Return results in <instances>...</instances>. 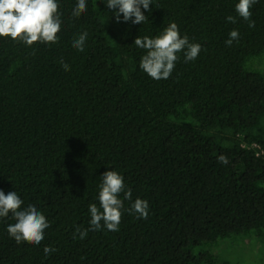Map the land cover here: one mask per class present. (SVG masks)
Returning <instances> with one entry per match:
<instances>
[{
    "label": "trees",
    "instance_id": "1",
    "mask_svg": "<svg viewBox=\"0 0 264 264\" xmlns=\"http://www.w3.org/2000/svg\"><path fill=\"white\" fill-rule=\"evenodd\" d=\"M236 2L156 0L144 24H117L101 0L79 17L75 0H60L57 43L0 37V189L50 222L40 244H18L11 211L0 219V264H226L212 251L226 241L254 235L264 247V155L250 146L264 148V74L246 67L264 56V0L250 9L254 27ZM172 21L201 51L178 53L156 80L133 40ZM232 29L239 39L227 45ZM84 30L78 51L71 41ZM109 169L131 190L124 208L146 199L149 215L125 211L118 231L93 230L88 206H99ZM45 245L56 250L46 256Z\"/></svg>",
    "mask_w": 264,
    "mask_h": 264
},
{
    "label": "clouds",
    "instance_id": "2",
    "mask_svg": "<svg viewBox=\"0 0 264 264\" xmlns=\"http://www.w3.org/2000/svg\"><path fill=\"white\" fill-rule=\"evenodd\" d=\"M104 9L110 13L117 24L131 23L144 24L149 20L146 13L151 12V6L156 0H101ZM257 0H237L236 13L248 21L249 27H254L250 9ZM60 0H0V37H8L18 40L27 46L34 42L43 44H55L59 41L58 33L61 30L63 13L59 10ZM88 0H75L71 9L72 17H79L88 11ZM226 20L232 23L236 18L228 15ZM239 31L232 29L228 33L225 43L231 45L239 39ZM88 37L87 30L81 31L72 41V45L78 51H83ZM133 44L146 50L139 62V67L150 77L156 80L167 79L172 73L175 62L179 59L178 53L183 52L184 59L195 60L201 51L199 42H191L187 35H181L179 26L175 21L169 22L159 35L136 36ZM67 69L69 65L61 61ZM218 161L227 164L228 159L224 154L217 157ZM98 192L99 206L90 203V227L93 230L105 228L109 231H118L121 216L125 211L137 214L139 218H147L149 204L146 199L136 198L128 209L124 208V200H131V190L127 188L124 177L114 169L106 170L102 175ZM123 194V199L121 198ZM24 205V201L16 190L5 194L0 189V219L11 217L14 223L7 225L8 234L19 244L28 241L40 244L44 239L45 229L50 226L49 220L36 204ZM89 229L80 230V239L87 236ZM56 249L44 246L47 256Z\"/></svg>",
    "mask_w": 264,
    "mask_h": 264
},
{
    "label": "rangeland",
    "instance_id": "3",
    "mask_svg": "<svg viewBox=\"0 0 264 264\" xmlns=\"http://www.w3.org/2000/svg\"><path fill=\"white\" fill-rule=\"evenodd\" d=\"M247 69L251 71H259L264 74V56L256 57L246 64ZM252 241L242 239L240 242L226 241L218 247L212 249L215 253H219L226 264H264V247L256 236H252ZM218 264H225L220 259Z\"/></svg>",
    "mask_w": 264,
    "mask_h": 264
},
{
    "label": "built area",
    "instance_id": "4",
    "mask_svg": "<svg viewBox=\"0 0 264 264\" xmlns=\"http://www.w3.org/2000/svg\"><path fill=\"white\" fill-rule=\"evenodd\" d=\"M250 146L257 150V154L258 155H264V148H263V146L260 143L252 142Z\"/></svg>",
    "mask_w": 264,
    "mask_h": 264
}]
</instances>
